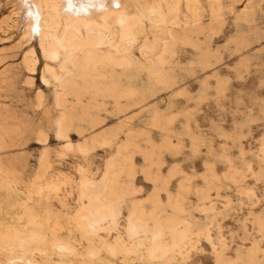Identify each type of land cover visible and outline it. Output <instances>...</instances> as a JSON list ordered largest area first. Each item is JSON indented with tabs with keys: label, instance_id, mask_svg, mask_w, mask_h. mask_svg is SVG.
<instances>
[{
	"label": "rangeland",
	"instance_id": "1",
	"mask_svg": "<svg viewBox=\"0 0 264 264\" xmlns=\"http://www.w3.org/2000/svg\"><path fill=\"white\" fill-rule=\"evenodd\" d=\"M231 4V0L223 1L225 8ZM203 5L208 8L206 0H203ZM247 8L252 11L251 20L237 22L236 16ZM234 9L235 15L226 9L222 23L214 26V34L203 33L200 36L198 42L203 52L187 46L172 59L166 68L167 86L155 85L148 69H143L121 79L123 87L136 88L133 96L118 100L97 98L94 101L85 97L82 104L70 99L62 108L55 103L54 87L42 82L41 72L46 62L37 41L29 42L24 38L25 21L20 0H0V90L3 89L0 91V182L1 174L6 172L15 174L18 179L16 194L0 188V224L3 220L5 223L27 225L33 217L44 219L50 215L58 219L60 227L55 224L53 228L59 237L69 239L73 234L70 241L75 242V246H87L71 221L81 203L79 183L82 175L90 169L86 175L99 181L109 161L117 157L119 148L130 140L134 147L124 151L122 156L132 157L134 175L132 178L124 175L120 181L123 188H135L138 194L129 195L123 204L119 232L104 235L109 243H114L119 235L125 236L126 221L134 204H140L146 213L153 211L152 195L157 192V204L163 218L168 219L175 214L170 203L176 197H183L185 212L182 217L191 216L190 220H195V231L196 225L197 230L209 227L210 238L195 237L199 245L194 241V247L186 250L185 256L175 255L173 260L155 263L143 256L140 264H185L187 261L186 264H219L215 251L223 245L228 247L224 253L225 261L231 259L236 263L239 256L245 254L244 258L251 254L255 256L254 264L259 261V264H264V0H238ZM204 21L206 24L210 22L209 18ZM32 48L38 58L35 73L29 71L25 64V57ZM138 59L143 61L140 56ZM64 112H68L74 124L70 131V141L74 145L71 149H66V141L56 136L57 121ZM114 133L116 139L110 146L94 144L87 154L77 148L86 141L91 144L96 135ZM43 139L47 141L41 143ZM168 143L171 145L169 148L166 146ZM44 156L47 160L45 167L42 164ZM119 162L122 166L123 162ZM81 169L85 170L84 173ZM172 169L177 174L165 185ZM227 183L231 184L228 186ZM49 184L57 187L50 191L46 188ZM222 184L224 188L220 187ZM201 187L203 192L210 191V202L204 204L215 208L213 214L204 212V215L199 210L203 205L197 195ZM35 188H42V193ZM195 208L198 210H193ZM212 215H216L214 219ZM15 227L11 228L15 230ZM70 228L72 231L67 232ZM60 230L64 232L60 233ZM210 241H214L213 244ZM253 241H258V244H253ZM241 248L244 250H239ZM40 260L43 261L42 258ZM110 261L121 264V259Z\"/></svg>",
	"mask_w": 264,
	"mask_h": 264
},
{
	"label": "bare ground",
	"instance_id": "2",
	"mask_svg": "<svg viewBox=\"0 0 264 264\" xmlns=\"http://www.w3.org/2000/svg\"><path fill=\"white\" fill-rule=\"evenodd\" d=\"M223 1L224 0H206L208 3L207 8L203 5V0H20V9L23 11V18L25 21L24 38L29 42H33L34 40L37 41L38 47L46 62L43 72H41L43 73L41 78L42 82L46 86L54 87L55 103L58 107L64 108L70 99L74 100L76 104H82L81 100L85 97H89L94 101L97 98L118 100L133 96L136 93V88L123 87L121 85V79L125 75L133 74L143 69H148V73L152 77L155 85L167 86L165 76L166 68L169 66L172 59L179 55L182 48L190 46L195 50L203 52V47L201 43L198 42L200 36H202L203 33H215L214 26L222 23L227 14V8L229 10L228 13L233 15L236 14L234 4L237 3L238 0H231L233 4L227 8L223 6ZM251 15V9L247 8L244 12L236 16V21L249 22L252 18ZM205 18H209V24L205 23ZM36 55L35 49L32 48L25 57V64L32 73H35V67L38 62ZM138 56H140L143 61L138 59ZM259 66L261 65L259 64ZM152 90L150 91L152 92ZM223 91L225 90L223 89ZM140 93H142V91ZM153 108L154 107H152V109ZM173 117L174 116H172V119ZM153 119L155 118L153 117ZM73 127V119L68 116V112H64L63 116L57 121L56 136L58 139L66 141V149H71L74 146L70 141V131ZM187 127L189 128L188 125ZM116 134H106L105 136L101 134L96 135L92 138L91 144H88L86 141L79 144L77 148L81 153L87 154L90 152V147L94 144L98 143L110 146L116 139ZM40 141L41 143L46 142L47 139ZM193 142H196V140ZM166 146L169 148L171 145L168 143ZM131 147H134V144L132 141L128 140L125 145L119 148L118 156L109 161L104 175L99 181L92 180L86 175L90 169H88V171L86 169V173L83 172L84 169H81V173H84L79 183V200L81 203L71 221L79 232L80 238L87 243V246H75V242L70 241V237L73 235L70 233L71 236L69 239L59 237L57 235V230L53 228L55 224L57 228L60 227L58 219H53L50 215L46 216L44 219L33 217L27 222V225H19V223L15 225L5 223L2 220V224H0V264H112L110 261L111 259H121V264H140L139 260L142 259L143 256L147 261L152 263L164 262L168 259H172V257L174 259L175 255L183 256L186 250L190 247H194V241L197 240H194L195 237L201 238L200 236H205L209 239V227H207L208 230L203 228L202 230H197L196 225L195 231V220H190L191 216L189 218L182 217L185 212V198L183 197H176L177 199L170 203V207L173 209L171 210L174 211L175 214L173 216L170 214L172 216L171 218H163L160 213V206L157 204V192L152 195V201L154 203L152 212L146 213L139 206L140 204H134L126 221L125 236L119 235L114 243H109L105 239L104 235L111 234L112 232H119V221L123 204L129 195L138 194L135 188H123L120 181L124 175L128 178H132L134 175L132 157L122 156L123 152ZM261 155L263 156V153ZM121 157L123 158L119 159ZM221 158H223V156ZM119 161L123 162L122 166ZM231 161L229 163H232ZM46 162L47 160L44 156L42 159L44 167L47 164ZM208 162L207 160V163ZM245 165L241 169L242 172L243 169H245ZM212 166H214V164ZM214 169L215 168H213V170ZM231 169L234 170L233 168ZM213 173L214 172H212V175ZM176 174L177 171L172 169L165 181V185L168 184L169 180ZM243 174L240 175L243 176ZM1 175L2 182H0V188L3 190L5 189L9 193L13 192V194H16L18 191V179L15 174L6 172ZM58 175L60 176V174ZM224 175L225 174H223V176ZM262 176L261 178H263ZM211 178H213V176H211ZM220 179H222V177H220ZM29 180L30 179H28V181ZM214 181L216 182V180ZM61 182L56 183L61 184ZM235 182H233V184ZM207 183L208 182H206V184ZM27 184L31 183L28 182ZM230 184H228V186ZM66 185H69V183ZM209 185L208 183V186ZM53 186V184L52 186L49 184V187H45L48 189L50 188L49 190L52 191L51 189L54 190V188L57 187L53 188ZM220 187L224 188V185ZM226 187L227 185L225 189ZM27 188H30V191H32L34 187ZM42 188H37L38 193H42ZM58 188L57 190H59ZM37 189L35 188V190ZM241 189L242 188H240V190ZM253 190L254 189H252V192L255 193ZM208 191L209 190L203 192L201 187V191L197 194L199 196L198 200L203 202L199 210H201V212L203 211V213L205 212L206 215H209L210 212L212 213L215 209L212 206L207 207L206 204H204L207 201L210 202L211 196H209L210 191L209 193ZM194 192L196 191L194 190ZM250 196L251 195H249V197ZM59 198L61 199V197ZM196 209L197 208L193 210ZM5 216L7 215H4V217ZM214 216L216 215H212V219H214ZM209 217L211 218V216ZM8 221H10L9 218ZM212 221L214 222V220ZM3 226L7 228H3ZM12 226H16L15 230L11 228ZM255 226L257 227V225ZM62 231L63 230H60V233H62ZM66 231L70 232L72 229ZM246 238L244 237V239ZM205 241L206 240H204V242ZM212 242L210 241L211 244H213ZM254 242L255 241H253V244ZM255 243L258 244V241ZM219 247H221L220 250L216 251L214 250L215 247H212L214 248L212 250L216 252L215 254H217L218 258H215V260L217 259L219 264H254L255 256L253 257L251 254H249L250 256H246L247 258H242L245 254L242 255V257L239 256L238 259L236 257V263L235 260H233L234 263L231 262V259L230 261H225L224 253L228 247L227 245ZM258 247L260 246L258 245ZM260 248L258 250H260ZM247 249L249 250V248ZM200 250L198 252L199 254L201 252ZM202 253L204 254V251ZM215 254L214 257H216ZM40 258H42L43 261H41ZM55 259H58V261L56 262ZM258 260H260V258H258ZM259 263L260 261L258 264Z\"/></svg>",
	"mask_w": 264,
	"mask_h": 264
}]
</instances>
